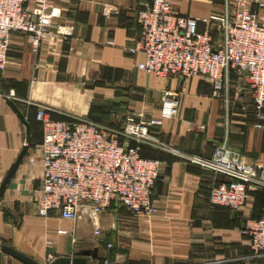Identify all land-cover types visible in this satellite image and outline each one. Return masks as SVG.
I'll return each mask as SVG.
<instances>
[{
	"label": "crops",
	"instance_id": "obj_1",
	"mask_svg": "<svg viewBox=\"0 0 264 264\" xmlns=\"http://www.w3.org/2000/svg\"><path fill=\"white\" fill-rule=\"evenodd\" d=\"M140 1L62 0L60 20L73 24V34L43 41L35 54L26 34H11L0 91L28 120L30 141L0 196V241L39 262L96 246L98 256L87 257L96 264H264V256L256 254L241 231L246 218L264 215V186L253 184L239 210L212 205L211 186L227 178L185 157H209L224 144L245 162L264 166V112L258 119L253 116L245 102L249 98L252 103L244 75L234 70L228 74V97L240 89L241 104L215 96L209 80L138 69L143 54L130 53L126 46L139 31L135 12ZM105 5L116 12L104 14ZM173 7L207 18L220 9V0H173ZM204 26L198 22V29ZM219 39L214 36L216 43ZM164 89L178 92V115L150 127L152 139L140 149L141 156L160 160L156 212L136 216L111 204L94 218L97 235L84 212L75 221L54 211L39 216L37 144L42 133L36 110L43 107L52 119L85 117L118 126L128 112L159 116ZM24 143L25 127L0 93V182ZM0 264L24 263L0 250Z\"/></svg>",
	"mask_w": 264,
	"mask_h": 264
},
{
	"label": "built area",
	"instance_id": "obj_2",
	"mask_svg": "<svg viewBox=\"0 0 264 264\" xmlns=\"http://www.w3.org/2000/svg\"><path fill=\"white\" fill-rule=\"evenodd\" d=\"M61 1L0 0V73L6 66L12 33L26 34L34 54L43 41L73 34V24L60 20ZM103 12L115 13L116 8L105 5ZM135 14L139 31L126 49L143 54L138 69L166 77L206 76L213 94L225 103L229 102L228 74L234 70L244 75L253 116H261L264 0H220V9L207 18L175 10L173 0H141ZM200 21L205 24L201 30ZM178 95L162 90L159 116L128 112L120 126L85 117L52 119L43 107L38 108L35 120L42 133L37 144L42 173L37 214L45 217L54 211L75 221L84 212L93 223L111 204L136 216L156 212L153 194L160 160L141 156V143L152 139L150 127L178 115ZM185 157L227 178L211 186L208 200L212 205L239 210L253 184L264 186V166L245 162L224 144L217 145L209 157ZM93 225L94 234H99V226ZM241 231L248 235L256 254L264 256V215L246 218Z\"/></svg>",
	"mask_w": 264,
	"mask_h": 264
},
{
	"label": "water",
	"instance_id": "obj_3",
	"mask_svg": "<svg viewBox=\"0 0 264 264\" xmlns=\"http://www.w3.org/2000/svg\"><path fill=\"white\" fill-rule=\"evenodd\" d=\"M0 93L3 95L5 102L10 107L11 111L17 116V118L23 123L25 127V143L20 148L15 159L9 165L4 177L0 182V196H1L6 184L9 182L17 165L19 164L20 160L22 159L23 155L26 153L28 149V144L30 141V124L28 120L25 118L24 114L17 107L16 103L8 95L4 94L2 91H0ZM3 210L5 212H8L5 208H3ZM0 250L16 258L17 260L23 262L24 264H45L24 254L23 252L17 250L8 243H4L0 241ZM88 256L92 258H96L98 256L96 246L76 248L75 250H73L71 256H65V255L57 256L52 260H50L48 264H96L94 262H89L87 260Z\"/></svg>",
	"mask_w": 264,
	"mask_h": 264
},
{
	"label": "rangeland",
	"instance_id": "obj_4",
	"mask_svg": "<svg viewBox=\"0 0 264 264\" xmlns=\"http://www.w3.org/2000/svg\"><path fill=\"white\" fill-rule=\"evenodd\" d=\"M211 2H214L215 0H210ZM192 78H203V79H205L206 81L208 80L207 78H206V76H194V77H191V78H187V79H192ZM208 82V81H207ZM241 83H242V80H241ZM241 86H244V82L241 84ZM233 87H235V85L233 86ZM240 93V89H238V94H236L235 93V91L234 92H232L231 93V91H230V93H229V97H228V100H229V104H232V103H238V104H241L242 102L240 101L241 100V94H239ZM222 102H223V100H222ZM247 104H248V107L251 109V105H250V103L251 102H249V98L247 99V101H245ZM122 124V123H121ZM120 124V125H121ZM120 125H118V126H120ZM145 142H143V143H141V146L144 144ZM33 148H36L35 146H32V149ZM49 261H50V259L49 260H45L44 262H42V263H45V264H48L49 263Z\"/></svg>",
	"mask_w": 264,
	"mask_h": 264
},
{
	"label": "trees",
	"instance_id": "obj_5",
	"mask_svg": "<svg viewBox=\"0 0 264 264\" xmlns=\"http://www.w3.org/2000/svg\"><path fill=\"white\" fill-rule=\"evenodd\" d=\"M35 118V117H34Z\"/></svg>",
	"mask_w": 264,
	"mask_h": 264
}]
</instances>
